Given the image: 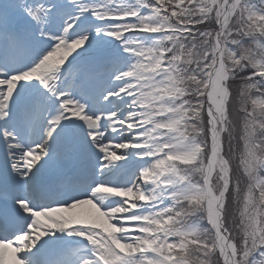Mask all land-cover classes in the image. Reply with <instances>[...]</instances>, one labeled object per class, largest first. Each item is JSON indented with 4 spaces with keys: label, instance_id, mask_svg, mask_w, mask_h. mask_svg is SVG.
<instances>
[{
    "label": "snow or ice",
    "instance_id": "snow-or-ice-1",
    "mask_svg": "<svg viewBox=\"0 0 264 264\" xmlns=\"http://www.w3.org/2000/svg\"><path fill=\"white\" fill-rule=\"evenodd\" d=\"M0 264H264V0H0Z\"/></svg>",
    "mask_w": 264,
    "mask_h": 264
}]
</instances>
